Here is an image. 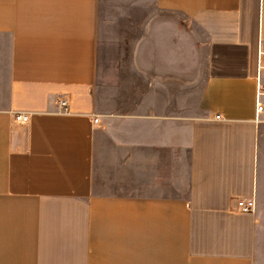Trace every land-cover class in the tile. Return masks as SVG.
<instances>
[{
    "label": "crops",
    "instance_id": "1",
    "mask_svg": "<svg viewBox=\"0 0 264 264\" xmlns=\"http://www.w3.org/2000/svg\"><path fill=\"white\" fill-rule=\"evenodd\" d=\"M111 5L169 43L138 95L99 77ZM259 83L264 0H0V264H264Z\"/></svg>",
    "mask_w": 264,
    "mask_h": 264
},
{
    "label": "rangeland",
    "instance_id": "2",
    "mask_svg": "<svg viewBox=\"0 0 264 264\" xmlns=\"http://www.w3.org/2000/svg\"><path fill=\"white\" fill-rule=\"evenodd\" d=\"M147 15L148 13L142 10L126 9L121 11L112 5L103 7L99 15L97 38L99 77L106 82L107 73L117 71V78L121 79L122 77L127 83L128 81L133 82L130 83V86L127 84L131 90L128 89L127 91L136 95L144 91L140 89V86L143 88L146 83L138 80V74L135 75L133 70L127 67V62L133 61L132 52L138 50L152 51L169 45V43L155 41L156 37L151 31L154 26H150L152 22L147 20ZM179 45L181 49L185 47L186 43H179ZM150 76L153 77L154 75L148 74V77ZM135 87V90L131 89Z\"/></svg>",
    "mask_w": 264,
    "mask_h": 264
},
{
    "label": "built area",
    "instance_id": "3",
    "mask_svg": "<svg viewBox=\"0 0 264 264\" xmlns=\"http://www.w3.org/2000/svg\"><path fill=\"white\" fill-rule=\"evenodd\" d=\"M257 94H256V120L261 121L259 118V115H264V103L262 101V97L264 96V85L262 83L258 84L257 88ZM59 107L63 112H67L69 110V99L65 96L60 97L58 99ZM220 115L217 116L219 118ZM14 119L19 123H27L30 119V116L28 113L24 112H18L14 115ZM99 119H95L96 122H98ZM237 208L241 212H252L256 207V202L254 198L250 199H240L237 202Z\"/></svg>",
    "mask_w": 264,
    "mask_h": 264
}]
</instances>
